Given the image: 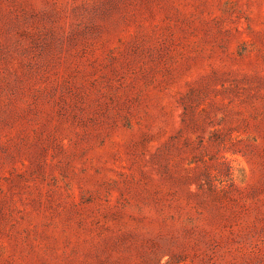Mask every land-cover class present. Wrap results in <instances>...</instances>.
<instances>
[{"label":"rangeland","instance_id":"374dc122","mask_svg":"<svg viewBox=\"0 0 264 264\" xmlns=\"http://www.w3.org/2000/svg\"><path fill=\"white\" fill-rule=\"evenodd\" d=\"M0 264H264V0H0Z\"/></svg>","mask_w":264,"mask_h":264}]
</instances>
